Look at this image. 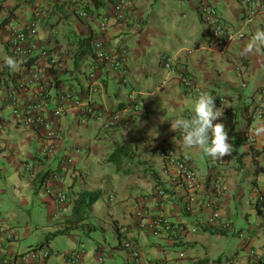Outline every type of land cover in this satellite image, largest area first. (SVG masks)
Returning a JSON list of instances; mask_svg holds the SVG:
<instances>
[{
  "label": "crops",
  "instance_id": "0c3cea01",
  "mask_svg": "<svg viewBox=\"0 0 264 264\" xmlns=\"http://www.w3.org/2000/svg\"><path fill=\"white\" fill-rule=\"evenodd\" d=\"M115 1L0 0V111L7 120L0 131V225L18 229L6 253L12 256V264H22L21 254L48 249L51 255L45 264H71L62 254L83 247L86 252L78 264H129L122 247L127 239L140 249L144 264L159 258L167 264H222L223 253L218 247L230 232L208 223L212 213L232 219L236 231L254 232L262 222L255 188L264 185V133L256 134L255 145L248 142V133L253 127L264 126V119L251 117L264 79V54L244 49L251 33L264 28V10L251 15L239 0H128L122 25L111 19L102 30L101 18L112 12ZM203 4L214 6L230 30L248 36L220 47L202 20ZM82 10L88 11L89 17H81ZM37 11L42 13L43 22L33 39L46 44L58 57L56 67L40 54L23 63L10 52V27H25ZM97 35L112 49L127 47L132 85L123 86L115 72L98 64L101 90L91 94L87 69L94 59L92 46ZM87 38L90 40L83 42ZM168 55L175 58L176 70L186 71L204 91L228 99L233 151L225 156V165L218 166L202 148H186L178 130L171 129L170 120L192 113L200 92L186 88L177 73L163 67L161 61ZM8 56L17 60V71L4 64ZM34 69L47 74L51 93L48 117H52L58 93L70 90L83 99L90 96L97 108L118 111L120 123L112 130H104L92 119L81 124L79 109L70 106L67 116L58 121L62 138L55 154L43 156L42 134L25 126L26 112L22 109L14 114L9 101L13 90L18 91L21 105L36 99L39 84L18 88ZM130 90L135 91L141 105L138 113L130 109ZM73 146L81 152L75 153ZM167 148L190 161L203 180L194 212L184 209L188 193L184 185L165 171L162 153ZM67 156H73L74 163L63 168L64 180L56 185L70 199L59 215L55 199L44 193L41 184L49 173L60 169ZM203 161L206 169L201 168ZM27 164L33 165L31 171L25 169ZM217 174L228 183L225 193L211 188ZM249 183L251 189L246 194ZM160 187L168 193L164 205L169 218L197 228L180 242L145 230L134 214V204ZM92 191L101 195L85 211L82 194ZM207 201L213 203V210L205 208ZM148 205L153 208L154 204L149 201ZM121 227H127L125 234H121ZM60 230L65 233L53 235ZM263 245L264 233L257 232L250 246L259 249ZM245 248L247 257L236 252L229 264H262L250 258ZM101 255L106 256L104 263L99 262Z\"/></svg>",
  "mask_w": 264,
  "mask_h": 264
},
{
  "label": "built area",
  "instance_id": "2783aa9c",
  "mask_svg": "<svg viewBox=\"0 0 264 264\" xmlns=\"http://www.w3.org/2000/svg\"><path fill=\"white\" fill-rule=\"evenodd\" d=\"M128 0H116L111 13H106L101 18L100 27L105 30L111 19L116 20L119 25L125 20L124 8ZM243 2L248 9L249 14L255 15L259 10H264V0H239ZM200 14L203 22L208 26L213 39L217 41L220 47H227L230 44L236 43L248 35L242 31H232L219 18L216 8L212 5L203 4L200 8ZM81 17H89V12L82 10ZM43 22V15L41 12H36L33 19L23 28L10 27L9 29V49L11 54L21 62L25 63L28 59L36 54H40L45 58H50V63L53 67L57 66L58 57L50 53L49 47L41 42L34 40V36L38 34L39 28ZM93 61L89 64L87 72L90 81V92L96 94L100 92L101 86L97 78V65L101 64L107 67L118 76V81L123 86H130L133 83L131 69L129 68L127 47L120 46L117 49H112L108 46L106 40L102 37H96L92 46ZM163 67L172 73H177L181 83L192 90L193 92L204 91L200 85L186 73L184 70H176L175 58L171 55L165 56L161 61ZM177 71V72H176ZM47 74L44 70L34 69L29 72L26 79L18 83L19 89H24L28 85H40V90L37 91V97L33 101L25 102L21 105L19 94L17 90L9 93V101L13 108V113L18 114L22 109L26 112L24 124L30 128H36L42 134V144L40 152L43 156L55 154L57 144L62 138L61 129L58 125L59 119L66 117L70 106L79 109L80 123L86 124L89 120L97 121L104 130H112L121 121V114L118 111H109L104 108H97L94 106L90 96L83 99L73 91L63 90L58 93L55 106L51 109V116H47L48 101L51 93L47 85ZM46 82V84H44ZM259 100L256 102L251 117L254 120L264 119V79L261 86L258 88ZM210 94L209 91H206ZM213 96V95H212ZM215 97L214 103L219 112L222 114L215 122H223L228 129L229 140V109L228 99L225 96ZM128 102L130 109L133 112H140L141 105L136 100V93L134 90L128 92ZM191 112L186 113L185 118H189ZM214 122V123H215ZM7 124L6 118L0 111V131H2ZM259 126L253 127L249 131L248 142L251 145L256 143V129ZM179 137L182 135L178 130ZM75 153H80L81 148L73 146ZM165 159V171L172 172L176 180H178L187 190V196L184 203L186 212L196 211L199 205L198 193L203 189V180L200 177L198 170L184 157H181L177 152L171 148L165 149L162 153ZM218 166L226 164V157L223 159H214ZM74 163L73 156H67L61 160L60 169L49 173L46 179L42 182L41 187L45 194L53 197L58 205V214L62 215L65 206L69 203V194L56 185L57 181L64 180L63 168ZM27 171L33 169L32 164L25 166ZM211 188L215 192L225 193L228 190V183L223 175H216L211 182ZM168 197L167 190L163 187L158 188L153 194L145 195L141 203H135L133 211L135 216L140 220V225L147 231L155 235H163L173 243L180 242L189 233H195L197 228L188 226L185 222L173 221L169 218L166 209L165 201ZM113 196H111V199ZM153 202V208L148 205V202ZM255 204L259 211L262 222L258 226V230L254 232L245 230H235L233 220L223 217L219 212H213L209 217L208 223L218 226L220 230L227 232H235L236 236L248 248L250 258L254 261L264 264V245L259 249L250 246L253 236L257 232L264 233V185L255 188ZM206 209L213 210L214 206L211 201L204 203ZM153 209V210H152ZM121 234L127 232V227L120 228ZM0 264H12V256L6 253V246L10 244L17 236L18 229L15 227H1L0 225ZM250 246V247H249ZM122 247L128 254L129 264H144L143 257L137 245L125 239L122 242ZM86 249L83 247L72 249L62 255L71 264H78L84 256ZM51 252L48 249L31 250L21 254L20 261L22 264H45V261L50 257ZM100 263L106 261V256L101 255ZM149 264H167L163 258H159L150 262Z\"/></svg>",
  "mask_w": 264,
  "mask_h": 264
},
{
  "label": "clouds",
  "instance_id": "9594fccd",
  "mask_svg": "<svg viewBox=\"0 0 264 264\" xmlns=\"http://www.w3.org/2000/svg\"><path fill=\"white\" fill-rule=\"evenodd\" d=\"M244 51L250 54H264V28H257L251 33ZM4 64L13 72L19 67L17 60L12 56L4 58ZM214 100L215 97L211 94L201 91L195 100L192 115L189 118L177 117L170 120L171 129L180 131L186 148H202L206 156L223 159L232 154L233 144L229 140L225 124L215 122L222 114L215 106ZM261 133H264V126L256 129L257 135Z\"/></svg>",
  "mask_w": 264,
  "mask_h": 264
},
{
  "label": "rangeland",
  "instance_id": "374dc122",
  "mask_svg": "<svg viewBox=\"0 0 264 264\" xmlns=\"http://www.w3.org/2000/svg\"><path fill=\"white\" fill-rule=\"evenodd\" d=\"M201 168L202 169H206V163L205 161H203L201 163ZM251 183L248 184V186L246 185V189L245 192L246 194L248 193V191L251 189ZM239 223L244 224V222L241 220ZM237 228V227H236ZM239 229V227L237 228ZM36 232H39L38 229H35ZM233 232H230L228 234V237H223V241L220 242L219 247H218V251L220 253H223V256L221 258V262L222 264H229V260L232 259L234 257V254L236 252H239V255L241 258H246L247 257V250L243 244V242L234 235ZM229 240H228V239ZM36 243H33L32 245H35ZM57 245H60V243H57ZM60 248H64V245H60Z\"/></svg>",
  "mask_w": 264,
  "mask_h": 264
},
{
  "label": "trees",
  "instance_id": "16d2710c",
  "mask_svg": "<svg viewBox=\"0 0 264 264\" xmlns=\"http://www.w3.org/2000/svg\"><path fill=\"white\" fill-rule=\"evenodd\" d=\"M94 37L96 38V37H102V36L101 35H97V36H94ZM87 40L89 41L90 38H87V39L83 40V42H87ZM100 195H101V192L100 191L84 192L82 194V197L86 200L85 201L86 202L85 203L86 204L85 205V211H86V208L90 207L100 197ZM64 233H65L64 230H60V231L54 232L53 235H59V234H64Z\"/></svg>",
  "mask_w": 264,
  "mask_h": 264
}]
</instances>
